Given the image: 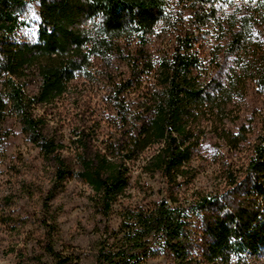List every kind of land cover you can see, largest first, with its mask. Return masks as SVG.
Segmentation results:
<instances>
[{
    "label": "trees",
    "instance_id": "trees-1",
    "mask_svg": "<svg viewBox=\"0 0 264 264\" xmlns=\"http://www.w3.org/2000/svg\"><path fill=\"white\" fill-rule=\"evenodd\" d=\"M35 1L36 40L29 41L22 29ZM187 1L193 8L209 3ZM183 12L168 0H0V124L17 115L32 142L55 160L59 182L74 172L62 156L67 145L46 133L40 107L62 97L77 73L93 65L92 56L119 54L131 70L120 77L109 71L107 77L110 105L124 131L106 136L93 128L76 131L71 141L81 164L76 174L105 214L126 195L138 162L143 172L165 178L168 198L123 207L121 227L102 241L96 264H148L158 256L168 264H264V130L245 164L223 165L222 189L196 191L192 199L181 193L196 176L191 160L203 122L231 150L246 140L227 120L249 82L264 91V45L254 41L252 23L244 17L232 44L235 66L227 82L209 93L201 80L210 77L209 64L223 48L212 45L206 62ZM208 16L198 19V28L207 27ZM154 35L168 39L159 57L149 51ZM29 70L41 83L33 95L24 84Z\"/></svg>",
    "mask_w": 264,
    "mask_h": 264
},
{
    "label": "rangeland",
    "instance_id": "rangeland-1",
    "mask_svg": "<svg viewBox=\"0 0 264 264\" xmlns=\"http://www.w3.org/2000/svg\"><path fill=\"white\" fill-rule=\"evenodd\" d=\"M168 1L176 9L184 10L187 29L198 37L199 51L206 62L210 63L212 58V45H222V52L209 64L210 77L201 80L203 85H209V93L215 91L218 82H227L235 66L237 52L232 44L244 17L252 23L254 41L264 45V7L258 6L259 0H209L206 5L198 4L194 8L187 0ZM36 11L35 1L25 16L28 23L22 29L29 41L36 40ZM202 15L210 16L209 24L198 28L197 21ZM156 31L162 37L159 27ZM161 37L150 38L149 51L154 57L160 56L159 49H165L168 42ZM138 45L133 43V47ZM91 59L93 65L77 73L62 97L38 111L47 118L46 133L67 145L62 156L74 172L72 176L62 182L56 179L55 160L46 157L32 142L17 115L10 114L0 124V264H96L102 241L108 239L111 229L118 231L121 227L123 207H147L168 198L165 178L160 173L143 172L142 162H138L126 195L105 214L95 192L76 174L81 168L71 143L76 131L93 128L100 136L124 131L110 105L107 77L109 71L120 77L129 75L131 70L119 54L109 59L98 56ZM31 71L24 84L33 95L41 83ZM231 109L227 127L234 133L243 131L246 140L237 150H231L214 132L212 124L203 122V136L193 149L191 160L196 176L181 189L183 197L192 199L196 191H219L225 186L221 176L223 165L241 166L247 162L250 146L264 130V91L249 82L244 100ZM47 247H52L57 257ZM148 264L168 263L158 256Z\"/></svg>",
    "mask_w": 264,
    "mask_h": 264
}]
</instances>
